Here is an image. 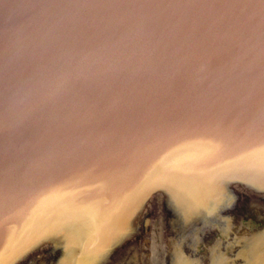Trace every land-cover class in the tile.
Returning a JSON list of instances; mask_svg holds the SVG:
<instances>
[{
  "label": "water",
  "instance_id": "water-1",
  "mask_svg": "<svg viewBox=\"0 0 264 264\" xmlns=\"http://www.w3.org/2000/svg\"><path fill=\"white\" fill-rule=\"evenodd\" d=\"M0 264H264V0H0Z\"/></svg>",
  "mask_w": 264,
  "mask_h": 264
},
{
  "label": "rangeland",
  "instance_id": "rangeland-1",
  "mask_svg": "<svg viewBox=\"0 0 264 264\" xmlns=\"http://www.w3.org/2000/svg\"><path fill=\"white\" fill-rule=\"evenodd\" d=\"M166 206L171 208L173 212L172 220L173 222H178L182 217H188L189 223L192 224H201L205 220H202L198 217L199 212L202 210L208 209V211H214L216 208V203L211 202V204H202V203H166ZM201 222V223H200ZM182 225H185L182 223Z\"/></svg>",
  "mask_w": 264,
  "mask_h": 264
}]
</instances>
